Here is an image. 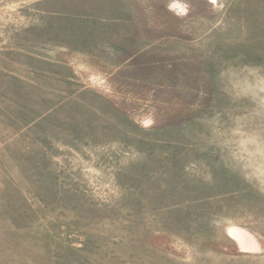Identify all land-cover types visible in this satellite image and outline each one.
<instances>
[{
  "label": "rangeland",
  "instance_id": "1",
  "mask_svg": "<svg viewBox=\"0 0 264 264\" xmlns=\"http://www.w3.org/2000/svg\"><path fill=\"white\" fill-rule=\"evenodd\" d=\"M0 264H264V0H0Z\"/></svg>",
  "mask_w": 264,
  "mask_h": 264
}]
</instances>
